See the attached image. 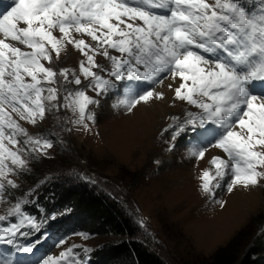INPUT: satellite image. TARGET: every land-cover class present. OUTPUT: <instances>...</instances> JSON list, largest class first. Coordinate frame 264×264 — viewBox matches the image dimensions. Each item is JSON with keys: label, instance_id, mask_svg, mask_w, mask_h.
I'll use <instances>...</instances> for the list:
<instances>
[{"label": "snow or ice", "instance_id": "6c2138e0", "mask_svg": "<svg viewBox=\"0 0 264 264\" xmlns=\"http://www.w3.org/2000/svg\"><path fill=\"white\" fill-rule=\"evenodd\" d=\"M68 45L85 57L79 74L44 63L54 65ZM168 76L181 81L175 98L199 109L172 127V138L198 133L193 156L203 159L215 147L228 157L212 159L215 172H203V191L215 197L225 177L229 192L264 183V0L259 9L246 0H0V199L9 186L18 188L10 175L29 171L25 153L36 159L53 147V139L30 136L19 121L35 125L46 111L63 108L75 116L71 123L90 130L86 121L96 116L89 106L99 105L114 81L137 82L141 90L129 87L120 103L132 112L163 99L153 90ZM28 202L9 208L7 217L16 221L0 227V242L12 245L17 234L27 235L23 228L40 229L22 210ZM17 247L33 253L36 242ZM74 247L37 264H78ZM0 264L13 262L0 257Z\"/></svg>", "mask_w": 264, "mask_h": 264}, {"label": "rangeland", "instance_id": "374dc122", "mask_svg": "<svg viewBox=\"0 0 264 264\" xmlns=\"http://www.w3.org/2000/svg\"><path fill=\"white\" fill-rule=\"evenodd\" d=\"M74 35L91 42L87 36ZM11 43L26 50L17 42ZM112 54L119 55L114 50ZM84 59L77 49L68 45L54 65L44 63L57 71L68 68L79 74V63ZM96 60L108 67L105 58L97 56ZM81 79L83 81V77ZM61 80L58 78L56 87L60 88ZM124 82L114 81L116 88L107 96L98 97L99 105L89 106L96 116L95 123L86 121L90 130L71 123L75 116L63 108L46 111L45 118L35 125L19 121L30 136L53 139V147L36 159L25 153L29 171L9 176L18 188L9 186L0 199V215L6 216V222L12 221L7 213L17 201L50 184L68 183L74 176H90L99 190L120 196L118 204L126 216L134 217L137 224L146 225V234L151 236L147 241L150 251L159 254L166 264H205L220 251L240 253L243 257L252 248L261 250L259 257L264 264V183L251 188L237 186L229 192L225 177L220 181L222 186L213 189L215 197L204 192L203 172L214 174L212 159L228 157L215 147L208 148L203 159L193 156L200 139L198 133L186 131L172 138V127L182 122L188 112L199 111L175 98L180 79L168 76L153 90L154 97L163 93V99L153 98L147 104L137 105L132 112L126 111L120 103L129 87L136 91L141 89L135 87L137 82ZM88 94L95 97L91 91ZM39 230H32L30 237L39 239L36 238ZM79 234L65 236V243L55 245L48 255L57 258L69 247L79 246L82 250L74 247V252L77 256L85 255L82 264H86L89 253L83 249L95 252L107 243L106 239L91 238L86 232L83 234L87 239ZM48 237V232L44 231L42 238ZM254 259L256 256L252 257ZM31 261L18 260V264H37Z\"/></svg>", "mask_w": 264, "mask_h": 264}, {"label": "trees", "instance_id": "16d2710c", "mask_svg": "<svg viewBox=\"0 0 264 264\" xmlns=\"http://www.w3.org/2000/svg\"><path fill=\"white\" fill-rule=\"evenodd\" d=\"M246 3L259 9L257 3L262 0H246ZM119 198L116 194L99 190L90 176H74L68 183L59 181L26 197L24 200L29 202L22 209L40 224L36 238L41 239L43 232L49 231L52 238L59 241L65 236L84 232L97 240L106 239L107 243L95 252H87L89 264H166L159 254L150 251L147 241L151 236L146 234V225L137 224L134 217L126 216L118 204ZM53 213L57 215L50 220ZM15 221L16 218H12L10 222ZM22 239L26 240V237ZM261 254L258 248H252L243 257L240 253L220 251L205 264H262ZM253 256L256 259L252 260ZM17 257L22 260L30 258ZM83 257L85 255L80 254V258Z\"/></svg>", "mask_w": 264, "mask_h": 264}]
</instances>
